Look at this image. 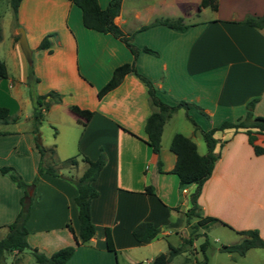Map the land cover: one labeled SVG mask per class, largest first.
I'll return each mask as SVG.
<instances>
[{
    "label": "crops",
    "instance_id": "crops-1",
    "mask_svg": "<svg viewBox=\"0 0 264 264\" xmlns=\"http://www.w3.org/2000/svg\"><path fill=\"white\" fill-rule=\"evenodd\" d=\"M107 1L97 3L103 8ZM199 1L134 0L124 6V0H120L118 14L113 18L125 35H131L136 47L154 51L139 50L134 63L138 73L152 82L158 97L167 104L177 100L190 104L188 112L199 127L194 128L188 120L191 134L242 117L244 104L252 97H257L252 114L264 115V25L258 29L241 23L245 15L264 14V0H215V10L199 7ZM42 4L47 6L44 12L39 10ZM206 9L211 15L198 19ZM38 12H42L40 17ZM174 17H181L187 28L174 30L151 24L156 18ZM16 25L23 27L28 41V29L38 27L33 50L42 35L51 34L50 51L39 49L41 60L33 66L38 77L47 79L46 91H59L61 96L59 103L46 110V122L56 121L59 133L72 134L78 161L82 155L95 159L99 148L105 156L104 165L92 181L97 195L90 200L89 214L95 232L88 242L77 244L65 226L69 223L77 235L75 188L59 171L62 177L41 174L29 186L33 196L25 221L27 244L45 255L72 245L73 252L65 264H149L162 252L159 240L177 232L169 223L190 206L188 194L193 186L178 193L177 177L170 172L175 157L168 144L176 132L163 137L166 120L158 155L150 150L143 124L153 107L144 84L132 73L125 74L117 86L97 98V90L114 67L131 62L133 56L109 33L83 27L80 10L69 0H20ZM13 33L18 35L17 30ZM13 56L18 64L17 80L26 84L28 64L22 53ZM11 86L12 81L8 88ZM72 104L92 112L84 125L80 123L82 118L69 110ZM18 107L15 103L14 110ZM53 110L56 114L50 120L48 115L52 116ZM223 130L213 133L218 158L197 197V215L214 217L236 233L256 229L264 239V153L255 155L241 130ZM34 136L17 125L0 134V166H11L28 184L38 161L34 141L40 143V139ZM186 137L202 154L195 137ZM58 138L65 143V137ZM254 142L264 147V135H256ZM157 158L161 163L159 171ZM78 161L80 171L72 178H77L85 167ZM147 185L152 186L153 194L143 191ZM21 195L22 189L0 174V228L13 220ZM141 221L151 222L159 233L138 243L131 229ZM105 227L110 231L115 254L105 249ZM180 243L181 238L177 245ZM139 247L148 254L140 256L135 251ZM168 264L177 263L170 260Z\"/></svg>",
    "mask_w": 264,
    "mask_h": 264
},
{
    "label": "trees",
    "instance_id": "trees-1",
    "mask_svg": "<svg viewBox=\"0 0 264 264\" xmlns=\"http://www.w3.org/2000/svg\"><path fill=\"white\" fill-rule=\"evenodd\" d=\"M69 1L80 10V19L83 27L102 33H109L114 38L119 39L133 56L131 62L123 63L114 67L108 80L97 90V98L102 97L107 91L117 86L125 74L132 73L135 75L144 84L150 105L153 107V110L148 114L144 121L143 130L145 133V142L155 155H158L159 152L162 126L170 115L178 108H183L186 118L193 124L194 128L199 129L188 112L190 108L189 103L183 100H177L173 104L163 102L158 97L152 82L136 70L134 59L138 51L143 50L151 53H154V51L147 47H136L132 43L131 35H125L113 22V18L118 14L120 0H108L103 8L99 7L97 0ZM19 2L20 0H9L14 17L16 16ZM199 7H209L210 9L215 10L216 1L200 0ZM241 23L258 29L262 28L264 25V14L260 16L245 15L241 20ZM151 24H163L174 30H184L188 26L183 23L181 17L156 18ZM49 36H51V34H47L40 39L37 44V49H46L48 52L50 51ZM4 77H6V68L3 61L0 60V78ZM26 79L27 82L32 79L37 81V78H33L32 70L29 66ZM60 99V94L52 90L32 98L31 120L33 134L37 132L43 112L48 110L52 104L59 103ZM256 100L257 97H252L246 101L244 104L245 112L242 117H238L234 121H222L218 126L207 130H199L206 146L204 154H198L194 142L179 132L174 133L170 138L168 149L175 157L170 172L177 177L178 191H181L188 186H193L192 191L188 194L190 206L187 208L186 213L197 217L194 223L195 227L205 228L208 224L213 222L222 223L214 217H198L197 215V197L200 193L202 184L210 176L214 162L218 158V152H214L216 145V139L213 137L214 131L222 129H232L233 131L241 130L246 136L247 143L252 147L253 153L255 155L264 153V147H261L254 142L256 135H264V115L254 116L251 112L252 106ZM68 108L78 118H82L83 121H80L81 125H84L92 115L90 110L79 108L74 104L69 105ZM10 120L14 121L15 119L11 118ZM8 121V109L7 107L0 105V122L5 123ZM34 147L38 153V161L36 165V173L29 184L24 182L11 166H0V173L6 175L15 186L22 189V195L19 198V209L13 220L5 225L6 232L0 238V264H16L7 263L6 255L12 252L20 253L24 250L30 253L35 264H65L73 252V246L66 245L54 250L49 255H45L35 247H30L27 244V229L25 227V221L29 214V208L33 196V192H29V186L34 185L38 176L41 174L62 177L58 171L59 167H75L77 165V155L60 161L55 159L53 157L54 145L44 147L39 142L34 141ZM80 160L85 163V167L80 175L77 178L63 177L75 188L73 204L76 210V220L78 225L77 235H74L73 229L69 223H66L65 226L73 235L77 244H84L88 242L95 232V227L90 219L89 203L90 200L97 195V190L93 187L92 181L97 177L100 169L104 165L105 156L102 149L99 148L98 155L95 159H89L82 155ZM160 164V160L157 158L156 168L158 171L160 170ZM143 191L147 194H153V188L151 185L145 186ZM169 226H175V223L170 222ZM158 233L159 229L148 221L138 222L131 229V236L133 240L138 243L155 238ZM238 233L243 235L238 243L224 244L221 245L219 249L227 253L243 255L249 248H264V240L259 236L256 229L242 230L238 231ZM192 238L193 237H183L178 246L168 244L167 252L156 254L149 261V264H168L173 256L186 249V245H191ZM205 243L206 240L199 245L201 251L203 250ZM104 245L106 250L115 254L112 237L107 227L104 228Z\"/></svg>",
    "mask_w": 264,
    "mask_h": 264
},
{
    "label": "rangeland",
    "instance_id": "rangeland-1",
    "mask_svg": "<svg viewBox=\"0 0 264 264\" xmlns=\"http://www.w3.org/2000/svg\"><path fill=\"white\" fill-rule=\"evenodd\" d=\"M132 1L134 0H124V6H129ZM135 1L143 3L148 0ZM39 8V10H42L44 12L45 9H47V6L42 4ZM205 11L206 12L203 15H200L199 18L198 16L195 18L201 19L211 15L210 10L206 9ZM41 13L42 12L37 13L39 17L41 16ZM17 29H22L24 33L23 27L21 25H16V16L14 17L12 13L9 0H0V60L3 61L6 68V77L0 78V105L7 107V109L8 107H10V110H8L9 121L5 123L0 122V134L5 133L8 129L12 130L16 125L20 130H27L32 133V98L50 91H46L47 79L40 78L33 72V66L39 63L41 60V56L37 54V51H39V49L36 48L35 50H33L31 47L36 42V38H38L36 37L38 36V30H36L38 29V27H30L28 29V33L31 36L29 41L26 39L24 34L27 46L31 50V62L30 64H28V66L32 70L33 78H37V81H34L32 79L27 82L26 79L27 83L23 84L22 82L17 80L16 74L18 71V64L16 58L13 59V55L15 53H20L21 55L22 53L17 41L18 35H13V32H15V30ZM43 36H45V34L42 35V37ZM14 62H16V65L14 64ZM11 81L13 86L8 88V84H11ZM55 92L59 93V91ZM68 95L69 94L67 93V96ZM9 98H13L15 99V101ZM15 103H18L19 105L17 111L14 110ZM45 112L46 111L43 112V115L40 119L35 137H39L42 146H46L52 143L51 145H54L55 149L53 157L59 161L77 155L78 153L76 145L75 143L71 142L72 134L65 136L64 134L59 133V131L57 130L60 129V127L56 123V121H54L55 123L46 122L47 116L45 115ZM50 113L52 114V116H50L49 114L48 117L50 120H53L56 111L53 110ZM11 118H14L15 120L11 121ZM191 130L192 127L190 125V122L185 117L183 110L179 109L177 111H174L167 119V122L165 123V126L163 128V137H169L172 132H179L184 136L195 137L194 141L196 142L197 150L204 154L206 151V146L202 139L201 133L198 131H194L191 134ZM223 131L227 130L225 129ZM56 132H58V134ZM218 132L219 130H217L215 133L218 134ZM58 137H65V143L60 142V138ZM73 137H75V134L73 135ZM55 147H57V150ZM58 171L62 172L68 177H74L80 171V168H78V166H66L59 167ZM179 192L180 191H178V193ZM186 210H184L183 212H179V215H177L175 217L176 219H174L173 221L175 223V226L173 228H175L177 232H171L169 236L163 238L162 240H159L158 242L159 245H163L161 247V251L167 252V243L172 246H178L177 244L180 238L182 239L183 237H193L191 240L192 246L186 245V249L184 250L186 252L183 254H176L172 257V261L177 264H264L263 247L249 248L243 255L221 251L219 249L221 245L238 243L242 239V234L240 235V233H236L233 230L228 229L226 226H223L222 223L220 224V222H216L215 224L210 226L208 225L205 228L195 227L194 219L196 218V216L186 213ZM68 222L72 223V220ZM187 223L190 224L187 225ZM5 229L6 228H0V237L2 236V234H5ZM204 240H206V243L203 247V250L201 251L199 245ZM140 248L141 247L135 250L136 252H140V256L148 254H145V251H141L142 249ZM6 262L16 264H35L32 256L26 250L20 253L12 252L10 254H7ZM141 264H144V261H142Z\"/></svg>",
    "mask_w": 264,
    "mask_h": 264
},
{
    "label": "water",
    "instance_id": "water-1",
    "mask_svg": "<svg viewBox=\"0 0 264 264\" xmlns=\"http://www.w3.org/2000/svg\"><path fill=\"white\" fill-rule=\"evenodd\" d=\"M18 45L27 64L31 62V50L28 48L22 29H17Z\"/></svg>",
    "mask_w": 264,
    "mask_h": 264
}]
</instances>
